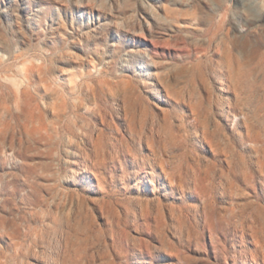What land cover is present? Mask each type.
Listing matches in <instances>:
<instances>
[{
	"label": "rangeland",
	"instance_id": "1",
	"mask_svg": "<svg viewBox=\"0 0 264 264\" xmlns=\"http://www.w3.org/2000/svg\"><path fill=\"white\" fill-rule=\"evenodd\" d=\"M0 91V264H264V0H0Z\"/></svg>",
	"mask_w": 264,
	"mask_h": 264
},
{
	"label": "bare ground",
	"instance_id": "2",
	"mask_svg": "<svg viewBox=\"0 0 264 264\" xmlns=\"http://www.w3.org/2000/svg\"><path fill=\"white\" fill-rule=\"evenodd\" d=\"M19 90H20V88H19ZM4 100H8L6 98V94H5L4 91H0V104L2 105V108H4V105H5V101ZM18 101H21L22 103H28V105H29V107L31 109H34L36 107V106L33 107L34 106V102H33L32 93L29 92L28 90L23 89L21 91V93L18 92Z\"/></svg>",
	"mask_w": 264,
	"mask_h": 264
}]
</instances>
